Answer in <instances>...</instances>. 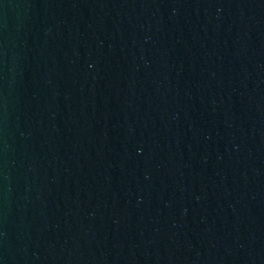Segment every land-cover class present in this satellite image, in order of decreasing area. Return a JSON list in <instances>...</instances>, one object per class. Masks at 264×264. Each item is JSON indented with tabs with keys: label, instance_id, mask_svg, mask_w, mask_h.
Instances as JSON below:
<instances>
[{
	"label": "water",
	"instance_id": "95a60500",
	"mask_svg": "<svg viewBox=\"0 0 264 264\" xmlns=\"http://www.w3.org/2000/svg\"><path fill=\"white\" fill-rule=\"evenodd\" d=\"M0 264H264V0H0Z\"/></svg>",
	"mask_w": 264,
	"mask_h": 264
}]
</instances>
